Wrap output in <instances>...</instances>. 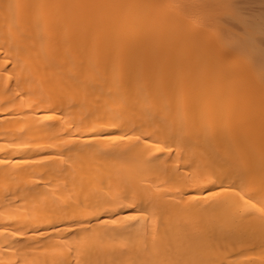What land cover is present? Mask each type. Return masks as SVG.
I'll return each instance as SVG.
<instances>
[{
    "label": "bare ground",
    "instance_id": "bare-ground-1",
    "mask_svg": "<svg viewBox=\"0 0 264 264\" xmlns=\"http://www.w3.org/2000/svg\"><path fill=\"white\" fill-rule=\"evenodd\" d=\"M249 2L0 0V264H264Z\"/></svg>",
    "mask_w": 264,
    "mask_h": 264
},
{
    "label": "rangeland",
    "instance_id": "rangeland-1",
    "mask_svg": "<svg viewBox=\"0 0 264 264\" xmlns=\"http://www.w3.org/2000/svg\"><path fill=\"white\" fill-rule=\"evenodd\" d=\"M249 1V0H248ZM248 4V11H260L264 10V3H259L258 1L250 0Z\"/></svg>",
    "mask_w": 264,
    "mask_h": 264
}]
</instances>
